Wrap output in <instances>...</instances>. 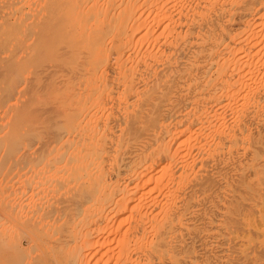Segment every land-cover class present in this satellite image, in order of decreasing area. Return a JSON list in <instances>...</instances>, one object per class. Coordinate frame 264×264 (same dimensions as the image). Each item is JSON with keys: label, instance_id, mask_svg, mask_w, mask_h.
I'll list each match as a JSON object with an SVG mask.
<instances>
[{"label": "bare ground", "instance_id": "6f19581e", "mask_svg": "<svg viewBox=\"0 0 264 264\" xmlns=\"http://www.w3.org/2000/svg\"><path fill=\"white\" fill-rule=\"evenodd\" d=\"M96 257L264 264V0H0V264Z\"/></svg>", "mask_w": 264, "mask_h": 264}, {"label": "rangeland", "instance_id": "374dc122", "mask_svg": "<svg viewBox=\"0 0 264 264\" xmlns=\"http://www.w3.org/2000/svg\"><path fill=\"white\" fill-rule=\"evenodd\" d=\"M97 258V257H96ZM96 258L94 259V261L96 262ZM98 259H99V257L97 258V261H98ZM99 260H102V258L100 257V259ZM91 261H93V260H91ZM91 261H90V263H91ZM94 261L92 262V264H94ZM99 262V264L101 263L102 264V261H98ZM98 262H96L95 264H97ZM90 263H88V264H90Z\"/></svg>", "mask_w": 264, "mask_h": 264}]
</instances>
